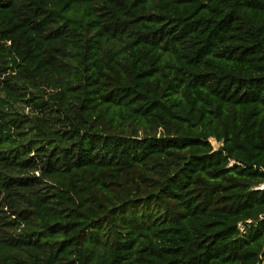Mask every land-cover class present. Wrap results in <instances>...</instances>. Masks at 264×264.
Listing matches in <instances>:
<instances>
[{
    "label": "trees",
    "instance_id": "obj_1",
    "mask_svg": "<svg viewBox=\"0 0 264 264\" xmlns=\"http://www.w3.org/2000/svg\"><path fill=\"white\" fill-rule=\"evenodd\" d=\"M263 169L264 0H0V264H263Z\"/></svg>",
    "mask_w": 264,
    "mask_h": 264
},
{
    "label": "built area",
    "instance_id": "obj_2",
    "mask_svg": "<svg viewBox=\"0 0 264 264\" xmlns=\"http://www.w3.org/2000/svg\"><path fill=\"white\" fill-rule=\"evenodd\" d=\"M263 171H264V169H263ZM254 188H256V189H262V188H264V180L259 185H256ZM238 228L239 229H242L243 228V223L242 222H239L238 223Z\"/></svg>",
    "mask_w": 264,
    "mask_h": 264
},
{
    "label": "rangeland",
    "instance_id": "obj_3",
    "mask_svg": "<svg viewBox=\"0 0 264 264\" xmlns=\"http://www.w3.org/2000/svg\"><path fill=\"white\" fill-rule=\"evenodd\" d=\"M209 140L215 148L219 147L220 143L217 142L214 138H210Z\"/></svg>",
    "mask_w": 264,
    "mask_h": 264
}]
</instances>
